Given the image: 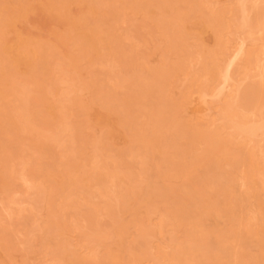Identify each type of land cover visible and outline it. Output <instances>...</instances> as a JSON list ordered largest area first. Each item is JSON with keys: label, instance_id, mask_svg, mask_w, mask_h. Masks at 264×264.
<instances>
[{"label": "rangeland", "instance_id": "rangeland-1", "mask_svg": "<svg viewBox=\"0 0 264 264\" xmlns=\"http://www.w3.org/2000/svg\"><path fill=\"white\" fill-rule=\"evenodd\" d=\"M263 18L264 0H0L7 89L0 94V146L7 144L0 152V264H177L179 253L198 245L195 235L191 246L186 239L193 215L207 247L232 249L228 257L229 250L196 254L205 247L186 252L192 264H229L238 256L257 264L264 241ZM135 74L133 90L125 87ZM43 78L52 113L66 117L58 136L55 125L44 124H59L52 113L23 109L27 94L39 96L31 80ZM137 84L151 91L137 93ZM226 107L234 119L221 114ZM29 108L37 111V102ZM25 124L46 136L47 152L27 131L17 142ZM77 135L85 140L81 152ZM213 142L229 144L230 163L214 173L207 159L186 172ZM190 151L189 159L183 154ZM48 165L54 180L44 174ZM232 173L227 195L221 183ZM188 189H205L199 205ZM214 194L223 212L206 214ZM179 204L190 221L172 216Z\"/></svg>", "mask_w": 264, "mask_h": 264}, {"label": "bare ground", "instance_id": "bare-ground-1", "mask_svg": "<svg viewBox=\"0 0 264 264\" xmlns=\"http://www.w3.org/2000/svg\"><path fill=\"white\" fill-rule=\"evenodd\" d=\"M162 2H164V1H162ZM167 2V1H166ZM164 3H162V4H159V5H163ZM162 7H164V6H162ZM165 11H166V9H164ZM177 13V12H176ZM178 14H180V13H178ZM244 19H246L245 17H244ZM264 19V18H263ZM246 21V20H245ZM262 23H264V22H262ZM170 24V23H169ZM173 25V24H172ZM93 48H95V47H93ZM242 49H240L239 51H241ZM43 62H44V65L42 66V71L41 72H43V74L44 75H47V73H48V70H49V64L46 62V60L45 59H43ZM2 64H4L3 63V61L1 62ZM33 66H30L29 67V70H28V75L29 76H31V73H32V71H33ZM0 94H3V93H6V91H7V89L4 87H2L3 86V84H2V82H1V78L3 79V77H4V75H3V73H2V71L0 70ZM140 72V71H139ZM135 76V80H133V81H131V80H129V83H128V81H127V84L123 81V83H125L126 85H124L125 87H128V88H132V90H133V86H135L136 85V82H137V80H138V78H139V75L138 74H135L134 75ZM137 78V79H136ZM160 81H158V83H159ZM35 88H36V91L39 93V96L36 98V99H34V98H32L29 94H27V96H25L23 99H22V104H23V109L25 110V111H27L28 112V114H31V113H39V114H42V113H52V111H53V109L56 107V106H54L53 104H52V102L50 101V99H49V96H48V91H46V88H45V85H46V82H45V79L43 78V79H37V80H34V79H32L31 80V82H30ZM122 84V83H121ZM142 86H144V85H142ZM142 86H140V87H138V84H137V86H136V88L138 89V90H136V91H138L137 93H146V91H151L150 90V86L148 87V88H143ZM154 87V86H153ZM135 88V87H134ZM139 88H140V90H139ZM142 88H143V90H142ZM147 89H149V90H147ZM154 89V88H153ZM152 89V90H153ZM143 91V92H139V91ZM259 90H261V92H262V89L260 88ZM135 93V95H137V93L136 92H134ZM148 93V92H147ZM147 93H146V95H147ZM108 93H106V95H107ZM110 94V93H109ZM143 94V95H144ZM256 94V93H255ZM111 95V94H110ZM109 95H107V97H108ZM255 96V95H254ZM104 97H105V99L103 100L104 102H105V105L108 107V108H110V109H112V106H111V104H110V102H111V100H109V97H108V99H107V97L104 95ZM257 98V96L256 97H254V99H256ZM111 99H112V95H111ZM259 99V98H258ZM260 100H262V94L260 95ZM31 101H36L37 102V111H35L34 112V110L33 109H30L29 108V102H31ZM124 101L125 102H127V104L129 103V101H130V96H126V97H124ZM80 102V101H79ZM259 103V102H258ZM231 105V104H230ZM229 105V106H230ZM256 105H258L257 103H256ZM255 105V106H256ZM260 105V104H259ZM258 105V106H259ZM254 106V109L252 108V111L254 110V111H256V110H258L259 109V107H255ZM231 108H232V105L230 106ZM229 107V108H230ZM227 108L228 107H226L225 109L226 110H224V111H226L225 113H222L221 112V114H226V119H227V121H229V119H228V116H230L231 117V119L233 118V112H232V109L231 110H229V108H228V110H227ZM258 108V109H257ZM163 109V108H162ZM159 110H160V108H159ZM160 111H162V113H164L163 111H164V109L163 110H160ZM223 111V112H224ZM229 111H231V113H232V115H230V112ZM229 112V113H228ZM53 114V113H52ZM229 114V115H228ZM235 114V113H234ZM159 114H157V116H158ZM161 115V114H160ZM164 115H165V113H164ZM164 115H162L163 117H165ZM156 116V117H157ZM53 119H56L57 120V122L59 123V124H49V122L46 120H44L45 121V123L44 124H48V125H50L51 127L53 126V125H55L54 126V129L56 130V132H55V134H56V136H58L59 135V133L63 130V126H64V121L66 122V117H65V114H57V115H55V114H53L52 116H51ZM87 117V116H86ZM161 117V116H160ZM159 117V118H160ZM225 117V116H224ZM229 117V118H230ZM235 117V116H234ZM162 118V117H161ZM160 118V119H161ZM150 119H153L152 117H150ZM158 119V118H157ZM159 119V120H160ZM234 119V118H233ZM235 119H236V117H235ZM154 121V120H153ZM152 121V122H153ZM225 122H227L226 120H224ZM235 121H237V120H234V122ZM32 122V121H31ZM34 122V121H33ZM157 122H161V120L160 121H157ZM157 122L155 123V124H157ZM232 122V121H231ZM233 122V123H234ZM229 123V122H228ZM62 124H63V126H62ZM160 125H162L161 123H159ZM160 125H159V127H160ZM158 126V125H157ZM258 128L257 127H253L252 128V131H251V128L248 130L249 132L248 133H252V134H254L255 133V131L257 130ZM242 130V129H241ZM245 131H246V129H244ZM14 131H15V129H14ZM20 131L21 132H24V131H27L29 134H31L32 135V139L30 140L32 143H33V145H34V147L38 150H40V149H42L43 150V152L45 153V152H47V150L45 149V145H44V139L46 138V136L43 134V133H41L40 131H38V129L36 128V127H30L29 126V124L27 125V124H25V126H24V128H22V130L21 129H16V131H15V133H16V136H17V142L19 143V144H22L21 142H23V140H21L20 138V135H19V133H20ZM247 132V131H246ZM159 133H160V131H159ZM157 134V133H156ZM194 135H192V137H193ZM76 137V139H78V140H80V142L82 143L81 144V146H82V148H80V152L83 150V145L85 144V140L81 137V136H79V135H77V136H75ZM74 137V138H75ZM194 137H197V136H194ZM207 137V136H206ZM191 138V137H190ZM154 139V138H153ZM157 139H158V134H157V137H156V142H157ZM195 139V138H194ZM197 139V138H196ZM196 139H195V142L193 141L192 143H191V145H194L195 143H196ZM200 139H202V138H200ZM207 139H209V141L210 140H215V141H217L216 140V138L214 139V138H212V139H210L209 138V136H208V138ZM155 140H154V142H155ZM212 140V141H213ZM190 141H192V140H190ZM203 141V140H202ZM199 142V141H198ZM198 142H197V144H198ZM211 142V141H210ZM220 142H222V141H220ZM220 142H218L219 144H220ZM194 143V144H193ZM218 143L217 142H213V143H210L211 145H209V147H208V151H207V149H206V151H205V154L209 157V158H207V156L206 155H204V151H203V154H202V157H205L206 156V159L205 158H202L200 155H198V157L199 158H197V160H195V159H193L192 158V160L193 161H191V163H192V165L191 164H189L190 165V169H186L187 171L186 172H188L189 170H190V172L191 171H194V170H196V168H198V167H201L202 166V164H204V163H206L207 164V162H206V160L207 159H211L212 161H213V163L217 166H215L214 164L212 165H210V163L209 162H212L211 160L208 162V164L210 165V166H213L214 167V169H213V167L211 168V170L214 172V171H216V168H218V167H222V165L221 166H219L220 165V163L221 162H225V160H227L228 159V157L230 156V155H228V152H226V149H228V147H227V145L229 146V144H226V149H225V147H223V149L221 148L220 149V147L219 146H223V144H224V146H225V142L224 143H222V145L220 144L219 146H218ZM227 143V142H226ZM201 144H202V142H201ZM32 145V146H33ZM188 145H189V143H188ZM203 145V148L205 149V144H202ZM190 146V145H189ZM198 146V145H197ZM196 146V147H197ZM207 147V146H206ZM218 147H219V149H218ZM5 148H7V144L5 143V144H3V145H1L0 146V152L1 151H4L5 150ZM191 148V150L193 151V149H196V148H192V146L190 147ZM203 148H202V150H203ZM35 149V150H36ZM154 149L157 151V150H159L160 149V147L159 146H157L156 145V143H155V145H154ZM187 150H189V149H187ZM187 150L185 151V152H187ZM214 150V151H213ZM229 150V149H228ZM185 152H184V154L183 155H185L186 157H189V159L191 158V156H192V154H194V153H192L191 151H190V153L188 152V153H186L185 154ZM195 155V154H194ZM193 155V157H195ZM204 155V156H203ZM185 156L183 157V158H185ZM197 157V156H196ZM195 157V158H196ZM230 158H231V156H230ZM200 159H201V161L203 160V163L200 161ZM204 159H205V162H204ZM229 160H231V159H228V162H229ZM197 161V162H196ZM6 162V161H5ZM194 162H196L195 164H198L199 162V164H200V166L198 165H194ZM71 163H73V162H71ZM230 163V162H229ZM74 165V164H73ZM72 165V166H73ZM6 166V165H5ZM70 166H71V164H70ZM71 166V167H72ZM75 166H76V164H75ZM7 167V166H6ZM76 168L77 167H75V168H73V170H76ZM78 170H79V168H77ZM44 174H46L47 175V177L49 176V178L51 177V176H53V177H56V176H58V174L55 172V168H54V165H48L46 168H45V170H44ZM114 172V171H113ZM180 172V171H179ZM182 172V171H181ZM116 173V172H115ZM189 173V172H188ZM214 173H216V172H214ZM113 174V173H112ZM56 175V176H55ZM113 175H115V176H117V174H113ZM229 175H231V177L228 179V182L227 181H225L224 183H221V184H226L224 187V191H222L223 190V186L221 187L222 189H221V192H224V193H228L227 195H229L230 193H232V191H231V189H232V187L234 188L235 187V179H233V178H235V174L234 173H232V174H229ZM232 175H234V176H232ZM53 177H51V178H53ZM233 177V178H232ZM50 178V179H51ZM55 178H53V180H54ZM96 179H98V178H96ZM102 178H100L99 180H101ZM227 182V183H226ZM74 183V182H73ZM218 184L219 183H217L216 185L218 186ZM220 184V185H221ZM75 185H76V183H75ZM207 187H209V186H207ZM219 187V186H218ZM63 188V187H62ZM137 188V187H136ZM229 188H231V189H229ZM189 190V189H188ZM230 192H229V191ZM204 191H205V189H204ZM204 191L202 192L201 190H195V191H191V190H189V193H188V195H189V200L191 201V202H194L195 203V205H199L200 204V202H201V200L198 198L201 194H203L204 193ZM227 191V192H226ZM254 193H255V191H254ZM218 194V193H217ZM218 201H217V195L216 194H214V195H212L211 196V199H210V201H209V203H208V205H210L209 207H208V210L207 211H205V213L207 214V213H209V214H221L223 211L220 209V204L218 205V203H217ZM125 203V202H124ZM128 206V205H127ZM263 209H264V207H262ZM175 212H176V214L174 213V215H172V216H174L175 217V215H176V217L177 216H181V212H182V207H181V204H179L178 205V208H177V210H175ZM240 212L241 213H239L241 216L243 215L242 214V211L240 210ZM173 213V212H172ZM197 214H199V213H197ZM196 214V215H197ZM204 213H200V215H203ZM231 214H233V215H231ZM230 214V217L232 216V219H234L233 217H234V213H231ZM179 216V217H180ZM229 216V215H228ZM179 217H177V218H174L175 220L176 219H179ZM192 217L194 218L195 217V219H192ZM192 217H186L185 215H183V218H182V216L180 217V219H179V222L180 223H185V220H189L190 218L192 219L191 220V224H192V226H190L191 228H188L187 230H188V232H189V234H187L186 233V236L187 235H189V236H187L186 237V239L188 238H191L190 240H191V244H190V241L187 239V241L189 242V244H190V246L192 245V243L194 242V241H192V240H197V241H195V242H197V243H193V245H194V247H195V245H197V247L195 248L196 250H197V248H200V249H203L204 247L205 248H207L208 250H207V252H206V250L205 251H199V250H193V252H189V250H192V249H188V247H187V251L186 252H189V254H191V256H192V254L196 251V254L199 252V254L200 253H202V255H205V254H208V251L209 252H211L212 250H221V251H223V252H225L226 250H229V248L230 247H226L224 244H222V243H219V245H218V243H215V244H217V248H214L215 247V245H212V244H210V245H212V246H209L208 245V247L206 246L207 244H205V242L206 241H204L202 238V240H200V238H199V236H198V234L196 235V232H198V231H196V229L198 228V227H200L201 226V223H200V220L199 219H197L196 217L197 216H195V215H193ZM200 216L198 215V218H199ZM91 218H93V217H91ZM185 218V219H184ZM182 219V221H180ZM241 219V218H240ZM93 220H94V218H93ZM194 220V221H193ZM190 221V220H189ZM60 222V221H59ZM178 222V223H179ZM56 223V222H55ZM54 223V224H55ZM58 223V222H57ZM53 224V225H54ZM190 224V225H191ZM186 225V224H185ZM52 227V226H51ZM55 227V226H54ZM57 227H58V225H57ZM59 228V227H58ZM61 228V227H60ZM56 229V228H55ZM237 229V228H236ZM193 230V231H192ZM238 230V229H237ZM233 231L234 232V236H235V234H237V233H235V232H239V230L238 231ZM250 230V231H249ZM252 230V231H251ZM257 230V229H256ZM255 230V231H256ZM54 231V230H53ZM56 232H57V230H55ZM225 231H227V230H225ZM232 231V230H231ZM248 231H249V233H256V232H253L254 230L253 229H248ZM55 232V233H56ZM195 232V233H194ZM222 232H224V231H222ZM227 232H229V231H227ZM194 233V234H193ZM231 233V232H230ZM58 234H59V232H58ZM222 234V233H221ZM229 234V233H228ZM239 234V233H238ZM193 235H195L194 237H196L195 239L193 238L192 239V237H193ZM226 235V234H225ZM224 234H223V236L222 237H224L225 236ZM191 236V237H190ZM237 236V235H236ZM239 236H240V234H239ZM53 237V236H52ZM226 238H227V236H225ZM229 237V236H228ZM197 238H199V239H197ZM225 239V238H224ZM48 241V240H47ZM199 241V242H198ZM235 241H237V244H238V242H240V239L239 240H237V239H235ZM241 241H242V238H241ZM258 241V240H257ZM260 242V241H259ZM200 243H202V244H200ZM240 243H242V242H240ZM203 244H205L204 246H203ZM247 244H248V242L247 243H245V246H244V243H243V245L242 246H244V247H248L247 246ZM199 245H201V247L199 246ZM239 245H241V244H239ZM258 246H259V244H258ZM213 247V248H212ZM191 248H193V247H191ZM185 249H186V247H185ZM230 249H232V247L230 248ZM184 250V249H183ZM219 251H217L218 252V254H220V252ZM64 252V251H63ZM184 253H186L185 252V250L183 251ZM182 252V253H183ZM204 252V253H203ZM206 252V253H205ZM259 252H260V255H259V257H258V255H257V261H254V263L255 262H258L259 264H264V241H261V244H260V246H259ZM65 253V252H64ZM179 253V252H178ZM178 253H175V255L174 256H176V254H178ZM181 253V254H182ZM228 253L229 254H231V251L229 250V252H227V255L226 254H223V256L224 255H226V257H228V256H231V255H228ZM235 253H236V250H235ZM234 253V254H235ZM180 253L176 256L177 258H180L182 255H181ZM187 255H185V256H187L188 258L187 259H193V261H190L189 263H187L188 262V260L186 259V261L184 260V257L185 256H182L181 258H182V260L185 262V264H192L193 262H194V260H196V258L195 257H189L188 256V253H186ZM194 255V254H193ZM201 254L199 255V256H202ZM236 256L238 255L237 253L235 254ZM173 256V257H174ZM195 256H198V255H195ZM198 256V257H199ZM176 257H174V258H176ZM234 257V256H233ZM241 256H238L237 258L239 259ZM242 257H243V254H242ZM255 257V256H254ZM173 258V259H174ZM175 259L176 260V262L178 261V263L179 264H182V263H180L181 261H179L178 259ZM230 258V257H229ZM228 258V259H229ZM237 258H230V259H233L232 261H234V264H235V262L237 261ZM243 258H247L246 257V255H245V257H243ZM234 259H236V261L234 260ZM248 259V258H247ZM254 260V259H253ZM211 261V260H210ZM232 261L231 260H229V264H231L232 263ZM239 261L240 260H238V262H236L237 264L239 263ZM241 263L240 264H245L246 262H244L243 261V263H242V261H240ZM116 263V258H113L112 259V264H115ZM177 263V264H178ZM257 263V264H258Z\"/></svg>", "mask_w": 264, "mask_h": 264}]
</instances>
